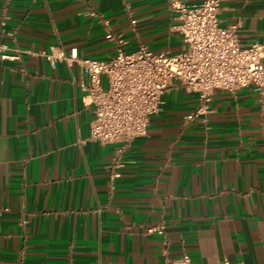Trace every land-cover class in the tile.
Returning <instances> with one entry per match:
<instances>
[{"label":"crops","instance_id":"obj_1","mask_svg":"<svg viewBox=\"0 0 264 264\" xmlns=\"http://www.w3.org/2000/svg\"><path fill=\"white\" fill-rule=\"evenodd\" d=\"M220 6L264 45V0ZM177 22L167 0H0V264H264V93L218 89L186 121L198 94L175 86L118 153L91 139L87 75L61 57L111 58L108 33L178 54Z\"/></svg>","mask_w":264,"mask_h":264},{"label":"built area","instance_id":"obj_2","mask_svg":"<svg viewBox=\"0 0 264 264\" xmlns=\"http://www.w3.org/2000/svg\"><path fill=\"white\" fill-rule=\"evenodd\" d=\"M167 1L176 14L175 28L183 38L178 54L154 52L143 43L136 50H126L125 40L112 33L107 38L118 45L109 59H79L61 53L67 61L78 60L87 75L80 85L94 105L91 139L119 144L118 153L124 145L147 134L151 117L160 110L162 95L175 86L198 94V104L186 121L207 115L218 89L233 92L253 85L264 93V45L242 46L236 26H221V0L193 4ZM48 58L52 60L54 55ZM165 264H192V259L183 254L168 257Z\"/></svg>","mask_w":264,"mask_h":264}]
</instances>
